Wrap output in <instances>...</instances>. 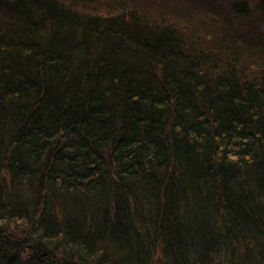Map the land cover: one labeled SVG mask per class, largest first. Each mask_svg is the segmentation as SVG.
<instances>
[{"label": "trees", "instance_id": "16d2710c", "mask_svg": "<svg viewBox=\"0 0 264 264\" xmlns=\"http://www.w3.org/2000/svg\"><path fill=\"white\" fill-rule=\"evenodd\" d=\"M0 264H264V0H0Z\"/></svg>", "mask_w": 264, "mask_h": 264}]
</instances>
